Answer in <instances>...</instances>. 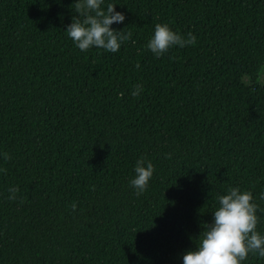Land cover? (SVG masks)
I'll return each mask as SVG.
<instances>
[{
    "label": "trees",
    "instance_id": "trees-1",
    "mask_svg": "<svg viewBox=\"0 0 264 264\" xmlns=\"http://www.w3.org/2000/svg\"><path fill=\"white\" fill-rule=\"evenodd\" d=\"M75 2L0 0V264H183L218 196L264 209V0H105L115 53L68 36ZM157 23L196 43L155 56Z\"/></svg>",
    "mask_w": 264,
    "mask_h": 264
},
{
    "label": "clouds",
    "instance_id": "clouds-1",
    "mask_svg": "<svg viewBox=\"0 0 264 264\" xmlns=\"http://www.w3.org/2000/svg\"><path fill=\"white\" fill-rule=\"evenodd\" d=\"M105 0H76L74 12L78 15L72 17V22L66 27L68 36L81 51H87L95 46L105 51L115 53L121 45L131 39V32H123L110 27L114 23H122L125 15L115 10L112 3H108L106 10ZM134 44L135 41L132 40ZM196 38L191 33L185 38L172 31L167 24L157 23L154 35L147 43L155 56L160 57L171 47H185L194 45ZM136 68L140 65L137 63ZM143 90L142 85H136L131 95L139 96ZM121 97L123 93L119 94ZM4 159L11 156L3 153ZM141 157L136 161V176L130 184L136 189V195L142 194L148 187L150 178L154 173L151 161ZM6 171V169H0ZM94 188V186H93ZM9 200H16L19 189L15 186L8 189ZM260 199L264 200V193ZM219 207L213 212V220L207 224L202 236L199 234V243L194 250H187L183 254V264H242L249 253L264 257V235L256 231L259 222L258 212H264L253 200L251 191H241L239 188H230L225 195L218 196ZM24 202L23 199L20 201ZM76 209V204H72Z\"/></svg>",
    "mask_w": 264,
    "mask_h": 264
},
{
    "label": "rangeland",
    "instance_id": "rangeland-1",
    "mask_svg": "<svg viewBox=\"0 0 264 264\" xmlns=\"http://www.w3.org/2000/svg\"><path fill=\"white\" fill-rule=\"evenodd\" d=\"M258 80L261 82V83H264V64L262 65L261 67V70H260V73H259V78ZM244 81L245 82H248V78L247 77H244Z\"/></svg>",
    "mask_w": 264,
    "mask_h": 264
}]
</instances>
